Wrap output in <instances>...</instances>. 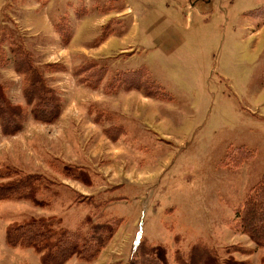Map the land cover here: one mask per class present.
Returning <instances> with one entry per match:
<instances>
[{
    "label": "rangeland",
    "instance_id": "1",
    "mask_svg": "<svg viewBox=\"0 0 264 264\" xmlns=\"http://www.w3.org/2000/svg\"><path fill=\"white\" fill-rule=\"evenodd\" d=\"M36 1L0 0V95L26 109L14 53L26 49L62 111L0 131V183L8 168L41 178L33 200L0 201V264H43L5 241L39 217L58 233L119 222L96 259L64 264H129L139 235L168 264L198 243L264 264V242L237 225L264 179V0ZM62 18L68 43L49 24ZM88 61L107 70L97 89L76 73ZM129 72L143 91L106 92Z\"/></svg>",
    "mask_w": 264,
    "mask_h": 264
},
{
    "label": "trees",
    "instance_id": "2",
    "mask_svg": "<svg viewBox=\"0 0 264 264\" xmlns=\"http://www.w3.org/2000/svg\"><path fill=\"white\" fill-rule=\"evenodd\" d=\"M64 20L65 18H62L59 22H55L54 26L61 39L68 43L71 39V30L69 33L68 29H65V26L62 25ZM20 49H17L19 52L14 50V53L18 55L15 70L22 75V93L26 99V109L11 106L7 99L0 95V131L3 135H13L19 132L29 116L36 121L51 122L58 119L62 111L55 88L48 86L43 72L31 61L30 54L27 53L26 49L25 54L22 51L23 49ZM21 56L24 58L20 59ZM56 66L57 64H52L51 67ZM59 69L64 68L61 66ZM81 69L80 74L76 72L79 81L85 83L91 89L98 88L107 71L105 67L99 66L95 61H88ZM119 75L114 78L115 83H119L118 86L108 87L107 93L119 92L120 90L129 91L137 89V87L138 90L143 91L139 89V87L142 88L143 82L137 72L124 73L123 76ZM144 89L146 90V88ZM10 110H12L11 114L9 113ZM111 127L115 126L108 128ZM6 170L2 176L7 177L8 181L0 183V201L33 200L32 195H34V191L38 190L35 182L41 179L40 175L37 173L24 175L19 173L18 170H11V168ZM237 218V225L240 230L247 234L257 245L263 244L264 179L255 186L241 210L237 212ZM118 223L116 220L98 224L85 221L84 226L77 230L60 228L58 233L53 218L39 217L18 226H13L6 233L5 241L12 248L19 247L33 250L40 255L43 264H64L72 258L91 262L96 259L105 244L111 239ZM143 238L141 235L137 236L133 244V254L129 264H168L169 260L161 254V247H154V244H148ZM216 259H218L217 255L199 243L193 245L188 253H177L174 256L175 264H225V262Z\"/></svg>",
    "mask_w": 264,
    "mask_h": 264
},
{
    "label": "crops",
    "instance_id": "3",
    "mask_svg": "<svg viewBox=\"0 0 264 264\" xmlns=\"http://www.w3.org/2000/svg\"><path fill=\"white\" fill-rule=\"evenodd\" d=\"M40 3V0H37L36 2H35V7H36V5H38ZM43 5V4H42ZM50 26H51V28L54 26V21L53 20H51L50 19Z\"/></svg>",
    "mask_w": 264,
    "mask_h": 264
}]
</instances>
